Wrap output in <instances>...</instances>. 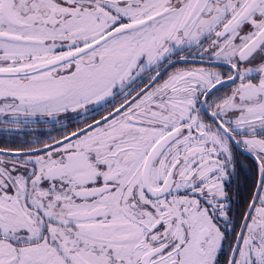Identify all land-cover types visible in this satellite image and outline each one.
Here are the masks:
<instances>
[{"label":"snow or ice","instance_id":"1","mask_svg":"<svg viewBox=\"0 0 264 264\" xmlns=\"http://www.w3.org/2000/svg\"><path fill=\"white\" fill-rule=\"evenodd\" d=\"M0 264H264V0H0Z\"/></svg>","mask_w":264,"mask_h":264}]
</instances>
